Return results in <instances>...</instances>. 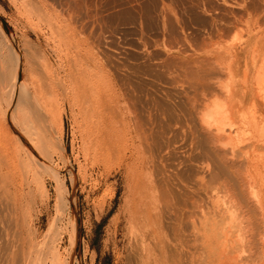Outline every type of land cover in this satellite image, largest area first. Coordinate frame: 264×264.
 <instances>
[{
    "label": "rangeland",
    "instance_id": "rangeland-1",
    "mask_svg": "<svg viewBox=\"0 0 264 264\" xmlns=\"http://www.w3.org/2000/svg\"><path fill=\"white\" fill-rule=\"evenodd\" d=\"M17 60L12 115L44 117L54 175L9 129ZM94 100L115 137L102 160ZM134 179L151 228L181 227L185 264L263 262L264 0H0V264H136Z\"/></svg>",
    "mask_w": 264,
    "mask_h": 264
},
{
    "label": "bare ground",
    "instance_id": "bare-ground-1",
    "mask_svg": "<svg viewBox=\"0 0 264 264\" xmlns=\"http://www.w3.org/2000/svg\"><path fill=\"white\" fill-rule=\"evenodd\" d=\"M12 65H14V64H12ZM14 70H15V72H14V85L13 84L12 85H13V87H15V89H14V91H13V93L11 95V98L9 100V107H8V110H7L8 113H10V118H9L10 128L9 129L11 130V134L13 136V140L16 143V145L18 144L17 145L18 148L20 147V149L22 150V152L24 153V155L27 158H29L28 160L32 159L35 162V165H36V167H38V169L45 170L46 172L48 171V173H50V175H54L53 168H52V159H53L52 156L55 153L52 152V151H50L51 149H48L51 152V154H50V152L48 153V150L45 149L48 146L46 144L49 143L47 141L49 139L45 138V136L42 135L44 131L41 132L40 124H39V122H42L44 120L43 115H42V117H43L42 119L43 120H41V121H38L39 119H41V118L37 117L38 114H39V113H37L38 110H36V112H34L35 110H33V112L35 114H37L36 116L33 115L35 117H32V115H30V111L28 113L27 112L26 113L23 112L24 114H21V115H19V114H15V115L13 114L14 116L12 115V111L14 112V110L17 109L21 105L20 104L21 101L24 102V100H25V99H23V93L25 92V86L23 85V83L21 81V71H20L19 60H17L16 67H15ZM31 95L33 97V94H31ZM34 101H35V98H34ZM100 101L94 100L93 103L90 104V102H91V100H90L89 104L86 105V111H85L86 114H85V117H84L85 118V122H84V120H83V122L85 123L86 127L88 128L87 131L89 133H92L91 134L92 135V137H91L92 139H89V137L87 136V147L94 153L95 158H100L102 160V159L108 157V154H109V151L110 150H113L114 143H113L112 140H114L115 137H112L113 135H112V132L110 130L109 123H108V121H109L108 120V113H106V111L104 109V106L102 105V103ZM82 102H83V100H82ZM26 103H27V101H26ZM28 103H29V101H28ZM24 104H25V102H24ZM26 108H27V106H26ZM83 108H85V107H83ZM40 109L41 108L39 107V110ZM82 111H83V109H82ZM31 113H32V111H31ZM46 118H48V117H46ZM43 129H45L44 126H43ZM13 140H11V141H13ZM85 140H83L84 143H85ZM44 145H46V146L43 147ZM117 147L119 148V145ZM42 148L45 149V150H43ZM50 148H52V147L50 146ZM53 151H55V150H53ZM17 152H19V150H17ZM12 153L14 154L15 152H13V150H12ZM19 154H20V152H19ZM24 155H23V157H24ZM18 157H19V155H18ZM28 166H29V164H28ZM127 173H128V171H127ZM37 179H39V178H37ZM137 180H141V179H136L135 180V183H134V186L131 185L132 186V189H131L130 194L132 193V195H131V197H132L131 199L132 200L130 199L131 201H130L129 206H128V209H127V213H126L127 214V217H126V221H125V223L127 225V228L129 230L128 233L131 236L130 238L132 239V241L134 243V246H133L134 251H133V248L132 247H131L132 249L130 247H128V248H130L133 251V254L136 255V258H135L136 259V262L135 263L136 264H185V257H187V256H184V252L186 251V250H184V248L186 247V245L184 244V241H183V237H184L183 236V233L184 232L182 231L181 227H179V225L178 226L176 225V227L173 226L174 228H172L173 230L171 229V231H172V236H174V239H173V241H170L171 239L168 240V236H167L168 234H163L164 236L166 235V238L167 239L162 236L160 227H158V228H151L152 227V220H151L152 217H150V216H152V214L151 215H149L150 213L148 214L147 206H150V205H148L150 203V202H148V200H151V197H152L151 192H152V190L150 191L149 189H146L147 186L145 187L142 184L143 181H138L137 182ZM38 182H40V179H39ZM40 185H41V183H40ZM153 190H154V188H153ZM166 208H167V206H166ZM155 225L156 224H155V221H154V226ZM162 232H163V230H162ZM164 233H166V232H164ZM262 234L264 235V232H262L261 235ZM263 235L261 237L258 236L260 242L258 243L259 244V248H258L259 249V252L257 253V255L258 254H261V257H260V255H258V256L260 257V259H262V257H263V262H261L260 260H257V261L258 262H261V264H264V238L262 239V241L260 239V238L264 237ZM171 238H173V237H171ZM73 239H75L74 232H73ZM129 240H127V241H129ZM215 240H217V239H215ZM195 242H197V241L195 240ZM249 242H252V241L250 240ZM234 244H236V243H234ZM226 245L229 246V244H226ZM128 246H129V244H128ZM235 246H238V245H235ZM235 246H234V248H240L239 246L238 247H235ZM244 246H247V245H244ZM210 249L212 250V248H210ZM127 250L129 251V249H126V251ZM207 250H208V248H207ZM236 250H239V249H236ZM129 252L131 253V251H129ZM133 254H131V255H133ZM185 254H186V252H185ZM202 254H204V251H203ZM207 254H208V252H207ZM226 254H225V256H222L220 254L221 257L217 261H215L214 264H243V263H246V262H242L243 261L242 259H241L242 261H240V260L239 261H236L234 258H231V257L226 256ZM249 254L250 253H248V255ZM227 255H229V254H227ZM192 256H194V255H192ZM210 256H212V255H210ZM210 256H208V257H210ZM130 257L133 258L134 255L133 256H130ZM188 257L186 259H188ZM239 257H241V256H239ZM198 258H199V256H198ZM192 259H191V261H192ZM194 259H196V258L194 257ZM244 260L245 261H249L250 259L249 260L244 259ZM195 261H198V260H195ZM250 261L247 264H251ZM252 261H253V259H252ZM257 261H256V263H258ZM203 263L205 264V261ZM203 263H200V264H203ZM254 263L255 262H253V264ZM194 264H195V262H194Z\"/></svg>",
    "mask_w": 264,
    "mask_h": 264
}]
</instances>
